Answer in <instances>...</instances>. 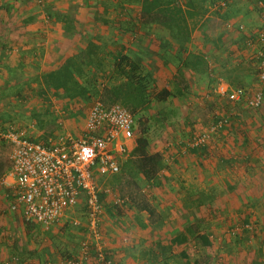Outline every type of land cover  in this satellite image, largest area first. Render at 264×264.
<instances>
[{"label":"rangeland","instance_id":"obj_1","mask_svg":"<svg viewBox=\"0 0 264 264\" xmlns=\"http://www.w3.org/2000/svg\"><path fill=\"white\" fill-rule=\"evenodd\" d=\"M172 1L183 5L187 0ZM193 1L203 15L188 20L190 34L196 30L199 21L214 13L210 6L224 0H216L211 5L207 0ZM225 1L227 6L230 4L228 14L237 12L236 15L246 20L238 23L230 20L223 24L210 22L208 17L198 28L205 32L206 43L209 42L213 52L202 54V59L191 56L184 67L190 80L193 76L198 77L204 88L202 93L192 90L184 78L183 68L179 67L180 58L172 54L166 56L167 62L175 69L169 79L158 82L151 75L144 81L148 102L135 111L136 127L130 149L135 146L141 130L145 129L147 150L162 153L165 163L154 184L139 178L135 185L131 170L128 167L124 170V166L121 173L98 178L99 218L111 209L115 221L125 225L123 229L115 223L116 228L121 229L120 239L119 236L105 237L99 225V246L111 264H264V101L258 109H250L244 104L235 107L237 120L211 130L214 117L230 111L226 100L213 92L216 79L226 80L233 87H245L251 92L260 87L254 59L260 44L252 40L248 46L246 37L255 38L264 28V13L260 18L253 7L252 12L257 18L253 21L252 14L239 5V0ZM135 4L139 11L128 13ZM6 5L10 7L6 9ZM140 10L141 0H0V14L5 12L4 16L9 14L21 21L9 24V30L27 29L25 32L31 36V31H37L35 42L30 41V46L24 48L14 43L17 39L0 37L7 47L5 55H0V217L10 219L9 240L15 242L18 253L13 255L17 260L15 264H30L23 263L24 258L34 260V264H66L65 261L80 256L83 242L90 241L94 252L98 245L87 231L83 204L74 207L64 223L47 231L23 217L21 223L18 222L11 208L15 204L14 188L4 182L11 165L12 148L2 134L12 127L38 142L59 134L79 135L90 106L96 99L100 100L104 89L112 90L130 78V66L126 61H117L111 54L112 42L117 41L111 35L115 33L111 24L118 13L123 12L127 22L121 26L125 30L131 29L138 23L133 18L141 16ZM57 25L66 32L59 42L46 38L49 32L57 29ZM147 29L141 26L140 31L147 32ZM227 30L231 36L224 39L222 32ZM107 33L112 37H105L109 35ZM122 41L128 51L125 53L127 61L140 64L137 76L145 78L147 72L151 74L144 62L148 57L143 58L141 51L140 57L134 48L128 46L129 40ZM57 59L60 60L57 62ZM209 64L213 66L212 70ZM66 65L73 73L74 81L69 88L76 95L74 98L68 96L66 89L53 88L55 81L50 83L44 76ZM164 89L169 95L161 97L160 92ZM203 133L208 134L204 146L186 148L193 136ZM229 148L236 150L233 158L228 157ZM131 150L121 164L131 158ZM167 152L176 161L171 162L169 157L166 160ZM193 153L194 156H187ZM184 158L187 161L196 158V162H201L196 164L200 170L195 171L196 177L181 165ZM164 170L169 171L173 183L162 182L163 175L159 176ZM179 175L187 176L186 181H179ZM210 175L213 178L207 181L206 177ZM117 199L124 202L115 204ZM142 204H148L154 213L150 216L141 210ZM172 213L179 219H172ZM190 214L196 218V222L187 227L194 231L193 235L184 227L187 225H180L184 227L181 230H170L175 226L174 220L183 223ZM73 220H77L78 225H74ZM164 222L170 223L169 231L162 230ZM132 226L137 232L130 231ZM201 233L211 236L210 246L203 247L198 243L196 237ZM182 235L187 237L185 243L171 242L172 238ZM1 236L7 238L2 230ZM118 240L121 241L119 247L129 249L127 262H119L109 252L118 247Z\"/></svg>","mask_w":264,"mask_h":264},{"label":"built area","instance_id":"obj_2","mask_svg":"<svg viewBox=\"0 0 264 264\" xmlns=\"http://www.w3.org/2000/svg\"><path fill=\"white\" fill-rule=\"evenodd\" d=\"M219 4L224 5V2ZM246 38L248 46L252 40L260 44L254 58L260 87L251 92L245 87H233L226 80L216 79L213 92L226 100L230 111L218 116L211 130L230 124L231 118L237 114L235 107L244 104L250 109H258L264 101V28L255 38ZM208 67L210 70L213 68L210 64ZM135 127V115L126 107L119 103L105 105L96 99L78 136L59 134L38 142L12 127L2 134L12 148L11 165L4 178L5 184L14 188L12 210H19L26 221L38 223L42 230L47 231L64 223L74 207L79 204L85 206L87 231L98 249L91 257L90 241H85L80 256L65 261L66 264H111L99 246L101 204L98 178L119 172L121 160L130 151ZM207 139L208 134L205 133L193 136L186 148L204 146ZM123 202L117 199L114 203ZM71 222L78 225L77 220Z\"/></svg>","mask_w":264,"mask_h":264},{"label":"crops","instance_id":"obj_3","mask_svg":"<svg viewBox=\"0 0 264 264\" xmlns=\"http://www.w3.org/2000/svg\"><path fill=\"white\" fill-rule=\"evenodd\" d=\"M238 2L241 3L239 5L246 7L248 9V12L250 14H252L251 18L253 21L257 20L256 16H254V13L252 12L253 7L257 10L259 15L261 13H264V0H259V1L258 0H239ZM10 6H12V5L10 4ZM10 6L6 5L5 8L7 9ZM119 6L122 7V5H119ZM133 7H134V9L128 11V13L136 14L137 11H139V6H137V4H135V6H133ZM210 7H213L211 9L214 11V13H212L211 15L207 14L201 21H199L196 30H194L190 34V36L188 37V40L183 42L181 45L172 36H169V35L165 36V34L160 35L159 32L155 31L153 28L147 29L148 30L147 32L146 31L145 32L140 31L141 23H139L140 22V16L139 15L138 16L135 15L133 18L134 19L133 21L135 23H137V21H138V23L135 24L131 29L125 30L124 28H122L121 24H123V22H127V19H125L122 16L123 12L118 13V16H116V20L113 21V23L111 24L112 29L115 32L114 34H111V35L113 36V39L117 40L116 42H112L111 46H112L113 52L111 54L113 55V57L115 59V55L119 54V52H121L122 50H124L123 51L124 54L126 52H128L126 50L127 48L125 47L123 41L121 42V40H129L130 43L128 46L130 48H132V49L134 48L136 50V53H138L139 55H140V51H141V53L143 54V58L145 56L148 57L147 58L148 60L144 58V62L146 64H148V69L150 70L152 77L158 82L159 81L161 82L165 79H169V77H171V74L173 72L172 69L173 70H175V69L173 68L172 65L170 66V62L169 63L167 62L166 56L169 54L176 55L178 58H180L179 67L183 68L184 78L188 81V83H190L192 90L193 91L197 90L198 91L197 93H202L204 91V88L199 83V81L197 79L198 77L193 76L192 80H190V78L188 77L189 74L185 71L187 69L183 65L185 62L183 56H186L188 54L201 55L202 56V54L203 55L204 54H210L211 52H213V49L210 47L209 42L206 43V40H205L206 37L204 36L205 32L202 31V28L201 29H198V28L200 27V25H202V23H206L205 21H206V19H208V17L211 19V20H209L210 22L217 21V22H221L223 24H225L226 21L230 22V20L232 22H235V23H238L239 21L246 20V18L243 19L241 16L236 15L237 12H233V14H231V15L228 14L229 12L227 9L230 7V4L228 6L225 4L224 5L219 4V5H213ZM210 7H209V9H210ZM4 9H3V11H4ZM4 14H5V12H2L0 14V37L8 38V39H17V41L14 43L18 47H22V48H24L25 46H30L29 45L30 41L35 42V40H36L35 38L37 37L36 36L37 31L36 32L31 31L32 32V36H31V34H29L28 32H25L27 29H24V30L18 31V32L13 31V30H9L10 29L9 26L11 25V23H19L21 21L17 20L16 17L10 16L9 14H7L5 16H4ZM255 15H256V13H255ZM259 17L261 18V15ZM82 25H85V24L82 23ZM13 26H16V25H13ZM225 30H223V31H225ZM226 32H222L224 34V37H223L224 39L226 38V36L227 37L231 36L230 35L231 33H229L230 30H227ZM64 33L66 34L64 29H62L61 26L57 25V29H55L52 32H49L48 35H46V38L48 37L50 40H58V42H59L61 39H64ZM107 34H109V33H107ZM111 35L109 34L108 36H105V37L111 38L112 37ZM130 35H133V37ZM38 36H39V34H38ZM98 38H100V37L98 36ZM75 39L76 38L74 37V40ZM102 40H103V38H102ZM23 42L26 43V45L23 44ZM137 46H138V49H140V50L135 48ZM6 49H7L6 45L0 41V55L1 54L5 55ZM140 57H142V55H140ZM59 60L60 59H57V62ZM193 81L196 82L197 85L194 84ZM82 129H81V132H82ZM81 132H80V134H81ZM76 136H78V135H76ZM133 147L134 146H132V148ZM235 152H236V150H234L233 148H229L227 151L228 157L233 158V155ZM194 153L189 154V155L187 154V156L192 157L195 155ZM169 154H170V152H167L166 160L168 159ZM177 154L182 156L179 153H177ZM182 154H184V153H182ZM169 158H171V162L176 161V158H174V157H169ZM183 160H184V164H181V165H183V168H188L187 171L191 172L193 174V177H196L195 171H200L199 168L196 167V164L200 165L201 162H199V163H198V161L196 162V160H197L196 158H191L190 161H187L186 158H184ZM170 164H169V166H170ZM203 165H205V163ZM168 170L162 171V174L159 177H161L163 175L162 182H165V180H166V181H170L173 183V181L170 179L171 176H170V173ZM186 177L187 176H185V175H179L180 179H178V180L184 181L186 179ZM210 178H213V176L210 175V177H208V178L206 177V180L209 181ZM175 181H177V180H175ZM168 196H169V194H168ZM14 212L16 213V214L13 213L15 215L16 219L18 220L19 223H21V219H22L21 213L19 212V210H14ZM187 213H190V212H187ZM163 214H165V213H163ZM114 216L115 215L110 213L109 211L107 213L106 212L102 213L100 218H99L100 229L105 233V237H107V238L112 237L113 238V237L119 236L118 239H120L121 229L116 228L115 223H117V224L119 223L121 225V228H123V229L125 228V225L121 224V222H116L115 221L116 216L115 217ZM165 216H166V214H165ZM189 216L190 217H186V220L183 221V223H181L182 221H180V222L175 221L179 218H176L175 214L172 213V219L173 218L174 219L176 218V219L173 222L175 226H171L170 230L172 231L174 228L177 230H179V229L181 230L184 227L187 228L188 226H190L191 223L196 222L195 215L190 214ZM9 221H10L9 218L3 219L0 217V230H2V234L7 236V238L2 237V236L0 237V264H2L3 262H7V261H9L10 264H15V261H17V260H13V255L18 254V253L15 251L16 250L15 242L13 243V242H11V240H9L10 239V237H9L10 235L8 232V230L10 228V222ZM166 222L161 224L163 231H167V230L169 231L168 225L170 223L167 224ZM58 225H61V224H57V225H54L52 227H55ZM146 225H147V227H149V224H146ZM180 225H187V226L181 227ZM133 230L135 232H137V228H133V226H132L130 231H133ZM134 236H135V234H134ZM209 237L211 238V236H209ZM108 241H109V239L106 241V243ZM120 242L121 241L118 240V244H117L118 247H116L114 249H112L110 247V249H112V252H111V250L109 252L111 253V255L115 259H118L119 262H127L130 258L127 255L129 252V249L119 247ZM24 261H25V263H30V264L35 263L34 260L31 261V260H28L26 258L23 259V263H24Z\"/></svg>","mask_w":264,"mask_h":264},{"label":"trees","instance_id":"obj_4","mask_svg":"<svg viewBox=\"0 0 264 264\" xmlns=\"http://www.w3.org/2000/svg\"><path fill=\"white\" fill-rule=\"evenodd\" d=\"M215 1L216 0H207V3L211 5ZM223 2L225 5L228 4V2H226L225 0ZM140 13L141 26H145V29H159L157 30V32H159L160 35L165 34V36H172L178 41L180 45L188 40V37L190 36L191 30L188 20L203 15L202 12L199 13L197 11L196 3L193 0L185 1L183 5L175 4V2L172 0H141ZM123 51L124 50L119 52V54H116L115 59L122 62L126 61V64L130 66V78H127V80L121 85L114 87V89L118 90H114L113 88L112 90L104 89V93L102 94L103 98L101 97L100 100L105 105L119 103L122 106L126 107L133 114H135L137 107L143 106L148 102L147 85L144 81L147 78H150L151 74L147 72L145 78L143 76H137V73L141 70L140 64L136 62H128V56H126ZM191 56H198L200 58L202 57L201 55L192 54L183 56L185 61L184 66L187 67V62L188 60H190ZM44 76L50 83L55 81L52 85L53 88H60L64 90L66 89V91L69 93L68 96L70 98H74L76 96L71 92L72 88H69L71 83H73L74 81L73 73L69 65L60 67L57 70H54V72L47 73ZM75 84L78 87V84ZM75 84L73 85L75 86ZM165 94L169 95V92L166 89L160 92L161 97H163ZM228 113L229 112H226L223 115H226ZM218 116L219 115L214 117V122L217 121L216 118ZM237 118V115L233 116L230 120V124L237 120ZM145 132V129L141 130L140 136L136 139L135 146L132 148L129 154V157L131 156V158L129 160L127 159L128 161H123L119 170V172L121 173V168L123 166L124 170L126 169L125 167H128L131 170V174L133 175L135 185L139 181V178H143V180L146 182L152 181V183L154 184V179L165 166L162 153H149V151L147 150L148 139L145 136ZM192 151L195 152L197 150ZM100 198L101 195L98 196V199L101 202ZM140 209L147 211L150 216L154 213L153 209L150 208L148 204H142ZM108 211L113 214L111 209H108ZM187 229L188 233H190L191 235L194 234V231L191 230V228ZM196 240L199 241L198 243L203 247H208L211 245V240L205 233L197 235ZM185 241H187V237L184 235L176 236L175 238L171 239V242L173 244H183L185 243ZM93 250L94 248L92 244L90 247V253H93L92 255H95V252ZM15 258L16 257H13V260H15ZM2 264H10V262L7 261L3 262Z\"/></svg>","mask_w":264,"mask_h":264}]
</instances>
